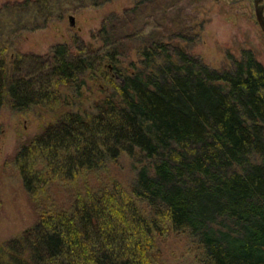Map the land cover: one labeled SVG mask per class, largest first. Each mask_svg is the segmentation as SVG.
Wrapping results in <instances>:
<instances>
[{
    "label": "trees",
    "instance_id": "1",
    "mask_svg": "<svg viewBox=\"0 0 264 264\" xmlns=\"http://www.w3.org/2000/svg\"><path fill=\"white\" fill-rule=\"evenodd\" d=\"M47 3H18L34 5L29 29ZM113 30L98 32L100 58L59 44L33 65L26 54L9 67L0 60V107L52 115L15 155L37 219L0 242V264H161L155 238L167 225L197 240L199 264H264V66L246 51L231 68L210 69L176 43L140 39V66L114 68L111 92L93 111H74L68 92L122 54ZM122 155L138 165L129 190L76 186ZM58 183L69 197L56 207Z\"/></svg>",
    "mask_w": 264,
    "mask_h": 264
},
{
    "label": "rangeland",
    "instance_id": "2",
    "mask_svg": "<svg viewBox=\"0 0 264 264\" xmlns=\"http://www.w3.org/2000/svg\"><path fill=\"white\" fill-rule=\"evenodd\" d=\"M24 1L0 0V60L3 58L8 67L18 53L35 57L29 59V65L43 62L59 44L75 53L79 48L90 50L100 58L106 48L98 32L106 24L114 29L110 38L122 54L116 64L104 59L101 76L90 77L80 93L68 92L74 111H93L94 103L111 92L109 77L113 75L119 82L114 68L130 73L140 66V39L176 43L210 69H229L232 59H240L246 51L264 66V32L250 0H48L37 21L39 27L34 29H29L34 23V5H18ZM138 4V10L131 13ZM19 9L24 11L17 12ZM69 16L74 26H70ZM51 117L36 109L13 111L7 101L0 107V242L20 235L36 222V209L24 190L14 158L21 143L39 133ZM137 167L122 155L116 161L107 160L98 172L80 177L76 186H82L83 179L92 190L113 182L129 190ZM53 187L49 195L56 207L66 204L68 188L59 183ZM138 206L145 215L150 214L144 202L138 201ZM167 226L155 238L160 263L199 264L203 250L197 240Z\"/></svg>",
    "mask_w": 264,
    "mask_h": 264
},
{
    "label": "water",
    "instance_id": "3",
    "mask_svg": "<svg viewBox=\"0 0 264 264\" xmlns=\"http://www.w3.org/2000/svg\"><path fill=\"white\" fill-rule=\"evenodd\" d=\"M255 16L256 20L261 28V30L264 32V15H263V10H264V0L262 5H259V7H255ZM69 24L70 26H74V19L72 16H69Z\"/></svg>",
    "mask_w": 264,
    "mask_h": 264
},
{
    "label": "flooded vegetation",
    "instance_id": "4",
    "mask_svg": "<svg viewBox=\"0 0 264 264\" xmlns=\"http://www.w3.org/2000/svg\"><path fill=\"white\" fill-rule=\"evenodd\" d=\"M251 4L253 5V9L255 11V7H259V5H262L263 0H250ZM263 15H264V10H263Z\"/></svg>",
    "mask_w": 264,
    "mask_h": 264
},
{
    "label": "bare ground",
    "instance_id": "5",
    "mask_svg": "<svg viewBox=\"0 0 264 264\" xmlns=\"http://www.w3.org/2000/svg\"><path fill=\"white\" fill-rule=\"evenodd\" d=\"M21 70V69H20ZM24 73V72H23ZM26 73V72H25Z\"/></svg>",
    "mask_w": 264,
    "mask_h": 264
}]
</instances>
